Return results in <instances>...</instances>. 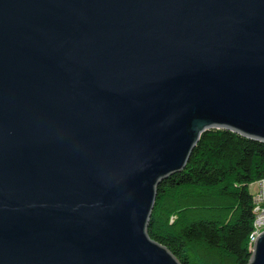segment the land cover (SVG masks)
Returning <instances> with one entry per match:
<instances>
[{
	"label": "water",
	"instance_id": "obj_1",
	"mask_svg": "<svg viewBox=\"0 0 264 264\" xmlns=\"http://www.w3.org/2000/svg\"><path fill=\"white\" fill-rule=\"evenodd\" d=\"M211 128L264 143V0H0V264H180L147 221Z\"/></svg>",
	"mask_w": 264,
	"mask_h": 264
},
{
	"label": "trees",
	"instance_id": "obj_2",
	"mask_svg": "<svg viewBox=\"0 0 264 264\" xmlns=\"http://www.w3.org/2000/svg\"><path fill=\"white\" fill-rule=\"evenodd\" d=\"M264 177V143L224 128L203 132L180 171L160 181L147 231L180 264H247Z\"/></svg>",
	"mask_w": 264,
	"mask_h": 264
},
{
	"label": "built area",
	"instance_id": "obj_3",
	"mask_svg": "<svg viewBox=\"0 0 264 264\" xmlns=\"http://www.w3.org/2000/svg\"><path fill=\"white\" fill-rule=\"evenodd\" d=\"M253 190L251 191L255 212L256 225H254L253 240H251V248L257 234L264 230V177L251 183Z\"/></svg>",
	"mask_w": 264,
	"mask_h": 264
},
{
	"label": "bare ground",
	"instance_id": "obj_4",
	"mask_svg": "<svg viewBox=\"0 0 264 264\" xmlns=\"http://www.w3.org/2000/svg\"><path fill=\"white\" fill-rule=\"evenodd\" d=\"M254 225H256V217H255L254 222H253V228H252V231H251V233L249 234L250 250H251V240H253Z\"/></svg>",
	"mask_w": 264,
	"mask_h": 264
},
{
	"label": "rangeland",
	"instance_id": "obj_5",
	"mask_svg": "<svg viewBox=\"0 0 264 264\" xmlns=\"http://www.w3.org/2000/svg\"><path fill=\"white\" fill-rule=\"evenodd\" d=\"M253 188H254V187H253V185H252V184H250V185H249V190H250V191H252V190H253Z\"/></svg>",
	"mask_w": 264,
	"mask_h": 264
}]
</instances>
